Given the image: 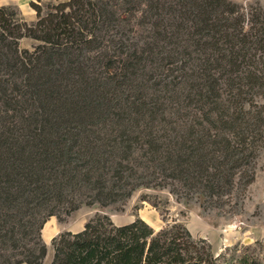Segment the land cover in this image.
<instances>
[{
	"label": "trees",
	"instance_id": "16d2710c",
	"mask_svg": "<svg viewBox=\"0 0 264 264\" xmlns=\"http://www.w3.org/2000/svg\"><path fill=\"white\" fill-rule=\"evenodd\" d=\"M40 2L34 23L0 6V264H42L47 219L82 203L168 185L207 207L255 180L264 17L234 0ZM52 246L51 264H263L243 244L217 255L176 219L97 214Z\"/></svg>",
	"mask_w": 264,
	"mask_h": 264
},
{
	"label": "rangeland",
	"instance_id": "374dc122",
	"mask_svg": "<svg viewBox=\"0 0 264 264\" xmlns=\"http://www.w3.org/2000/svg\"><path fill=\"white\" fill-rule=\"evenodd\" d=\"M234 1L247 5L251 14L254 13L263 20L264 0ZM30 2L31 0H0V6L13 8L22 19L34 23L37 15ZM58 2L59 0H41L40 3L43 12L46 13L50 6ZM247 17H250V14ZM135 20V17H131L130 27L135 29L134 35L137 38L143 39L144 25L137 26ZM248 20L250 26L256 24L252 16L247 18ZM249 25L247 23V27ZM130 34H133V31H130ZM38 45L39 41L30 37H23L20 40V47L23 49L33 51ZM258 67L261 70L263 63L258 64ZM253 97L255 102L264 106L263 93L256 92ZM259 110L264 115V107L253 108V112ZM254 171L256 178L250 185L224 197L223 203L219 205L203 207L201 204L204 198L198 194L193 195L192 199L179 197L168 185H144L134 190L126 199L109 205L82 203L78 209L68 213L62 210L58 215L49 217L42 229V239L48 247L42 264H51L54 259L53 238L66 231L74 233L82 231L85 224L97 214L108 215L118 225L141 218L157 230L163 227L166 221L176 219L183 222L194 237L207 239L217 255L230 254L231 247L243 244L250 246V252L264 264V147L260 149Z\"/></svg>",
	"mask_w": 264,
	"mask_h": 264
},
{
	"label": "crops",
	"instance_id": "0c3cea01",
	"mask_svg": "<svg viewBox=\"0 0 264 264\" xmlns=\"http://www.w3.org/2000/svg\"><path fill=\"white\" fill-rule=\"evenodd\" d=\"M83 229V228H82Z\"/></svg>",
	"mask_w": 264,
	"mask_h": 264
}]
</instances>
